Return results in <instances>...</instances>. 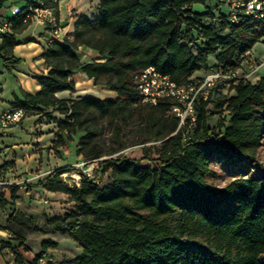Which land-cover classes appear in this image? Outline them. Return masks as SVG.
<instances>
[{"label": "trees", "instance_id": "trees-1", "mask_svg": "<svg viewBox=\"0 0 264 264\" xmlns=\"http://www.w3.org/2000/svg\"><path fill=\"white\" fill-rule=\"evenodd\" d=\"M6 1L0 0V7ZM204 1L97 0L96 20L79 14L72 39L50 38L41 53L47 72L36 75L40 90L21 91L14 100L25 114L55 106L65 120L55 132L54 147L80 131L76 153L87 158L103 155L107 127L120 138L122 125L136 118L143 120L147 139H161L158 168L142 158L110 156L99 160L94 177L79 171L77 185L68 186L61 177L75 171L73 165L56 167L33 183L64 192L74 202L72 210L46 217L39 228L67 233L82 246L80 254L57 264H264V163L256 160L264 137V76L238 81L230 95L215 88L208 99H199L196 126L186 134L167 113L169 101L142 103L134 87V74L149 66L186 83L196 70L209 68L211 55L214 68L235 70L264 37V19L251 15L238 13L235 22L223 13L205 23V13L192 8ZM35 8H51L59 18V0H31L2 20L8 27L0 32V60L9 73L22 62L13 49ZM188 33L203 43L197 52L181 41ZM80 47L105 59L81 60ZM76 72L115 97H58V92L75 91ZM213 102L229 114L217 126L207 122ZM217 157L254 162L256 172L213 186L207 174ZM107 169L111 180L99 185ZM16 190L11 200L0 198V208L13 203ZM40 245L29 264H39L57 242L47 238ZM15 261L19 264L18 255Z\"/></svg>", "mask_w": 264, "mask_h": 264}, {"label": "rangeland", "instance_id": "rangeland-1", "mask_svg": "<svg viewBox=\"0 0 264 264\" xmlns=\"http://www.w3.org/2000/svg\"><path fill=\"white\" fill-rule=\"evenodd\" d=\"M67 1L69 5L65 7L64 4L62 8L63 14L66 15L65 20L82 12H85L94 20L100 15L97 0ZM192 8L195 11L205 13L202 18L205 23L211 19L212 21L215 18L220 19L219 16L223 13H229V7L224 3H218L216 0L195 3ZM58 19H60V15ZM36 22H38L36 17H33L32 23ZM58 22L59 26L60 21ZM38 24L45 31L52 32L48 23L38 22ZM62 25H65L64 21ZM62 31L60 30L61 33ZM226 32L224 30L220 34L224 35ZM68 33L66 34L67 38H69ZM181 41L187 42L194 52L203 47L201 39L192 33H188L184 38L182 37ZM77 53L81 60L85 61L95 58L99 60L105 59V55L92 54L91 52L82 51L80 48H78ZM248 57H253L257 60L264 58V37L253 46ZM214 63V56L211 55L209 57V68L196 70L192 76H204L211 69H214ZM17 66L20 68L24 67V63L21 62ZM241 67L242 70L245 68ZM15 71L12 70V73L7 72L0 60V106H14V100L21 96L20 84L17 78L21 73H16ZM24 72L28 77L33 78H36V75L44 74L42 71H34L32 76L30 73ZM261 76H264V66L253 75H250L245 81L255 82ZM86 80V76L76 77L75 91L67 92L68 95L64 96V98H78L87 95L108 98L109 91L104 85H94L93 81L91 83ZM225 90L223 89L222 91L225 92ZM227 92L229 95L233 93L232 91ZM208 109L210 110L207 118L209 125L217 126L220 122L227 120L229 114L224 106H216L213 102L208 105ZM63 120H65V115L60 113L55 106H52L40 112H27L20 122L0 131V178L19 182L13 203L0 208V239L3 240L2 245L12 251L14 259L18 255L19 264H29L34 255L41 250V241L47 238L56 241L57 246L49 248L39 264H57L63 258L77 256L82 251V246L78 241L67 233L51 229L39 230L46 217L64 214L74 208V202L70 201L68 195L64 192L51 191L42 186H32L33 183L48 175L54 168L63 165H73L75 171L65 172L61 175L64 183L68 186H73L76 182H79V171L89 177H94L99 160L105 157L125 155L142 158L144 164H149L154 168L159 167L158 153L156 151L160 147L161 139L154 141L147 139L145 137L144 122L140 118L123 124L120 138L115 137L112 129L107 127L105 138L102 142L103 155L99 158H87L76 153L75 142L83 133L80 131L73 135L72 141L56 148L54 147L56 141L55 132ZM111 150L114 151L111 152ZM256 160L264 163V137L257 150ZM254 165V162L247 160L237 161L217 157L211 164V172L207 174V180L213 186H224L237 177L255 173ZM110 175V170L107 169L97 179L99 185L108 183L111 180ZM8 199L11 200V195H8ZM4 226L8 227V229H4ZM4 256L6 259L10 258L9 254L0 253V261L3 264L6 263Z\"/></svg>", "mask_w": 264, "mask_h": 264}, {"label": "built area", "instance_id": "built-area-1", "mask_svg": "<svg viewBox=\"0 0 264 264\" xmlns=\"http://www.w3.org/2000/svg\"><path fill=\"white\" fill-rule=\"evenodd\" d=\"M229 7L231 21H237L238 13L251 15L259 20L264 19V0H218ZM33 17L40 23H48L52 29L51 37L62 40L65 36L60 32L59 19L51 8L32 9ZM8 23H0V32L6 30ZM245 54L242 67L235 70L214 68L202 77H191L186 83H177L167 74L160 72L155 66H149L137 71L133 76L134 87L142 103L156 105L161 100L169 101L167 113L178 120V126L185 127L186 133L196 126L195 106L199 99L206 100L215 88L233 91L232 86L241 80H246L264 66V58L257 60ZM26 110L19 106H7L0 109V131L20 122ZM64 174V173H63ZM80 178V174L78 175ZM78 184V182H76ZM19 185L18 181L0 178V198L8 199L12 190ZM9 200V199H8Z\"/></svg>", "mask_w": 264, "mask_h": 264}, {"label": "crops", "instance_id": "crops-1", "mask_svg": "<svg viewBox=\"0 0 264 264\" xmlns=\"http://www.w3.org/2000/svg\"><path fill=\"white\" fill-rule=\"evenodd\" d=\"M27 1L31 0H8L6 1L1 7H0V21L11 18L15 11L22 8ZM67 0H59V15H60V25H61V31L62 34L66 35L68 33V39H72V31L74 28V23L77 18V15L70 16L67 20H65L66 15L63 14L62 8L65 4V7H67L68 1ZM66 2V3H65ZM67 9V8H66ZM67 12V10H66ZM66 14V13H65ZM79 14H86L85 12L78 13ZM87 15V14H86ZM64 21V26L62 25V22ZM19 35V38H18ZM17 35V41L18 44L13 49V54L16 57H19L22 59V62L24 63V67H18L15 66L13 69L16 73H21L20 76H17L18 82L20 84V91H25L30 94H35L40 90V84L36 80V78L28 77L24 71L30 73L32 76L34 75V71H42L44 74L47 72V69L45 67V63L43 58L41 57V53L46 47V45L50 41L51 33L49 31H45L42 26L36 23L30 24L22 33ZM82 51L85 52H91L92 54H96L95 51L91 49L81 48ZM250 53V51H249ZM209 63V61H208ZM80 76H86L82 72H76L72 75V78L75 81L76 77ZM87 82L92 83V79L86 80ZM76 82V81H75ZM108 98H114L116 94L114 91L109 90ZM68 91H61L56 93L58 97H64L68 95ZM113 94V95H112ZM7 107V106H6ZM1 108H5V106H0ZM2 239H0V253L2 254H9L10 258L6 259L4 256V260L6 263L4 264H14V257L12 251H10L7 247H4L2 245ZM0 264H3L0 261ZM15 264L16 261H15Z\"/></svg>", "mask_w": 264, "mask_h": 264}]
</instances>
